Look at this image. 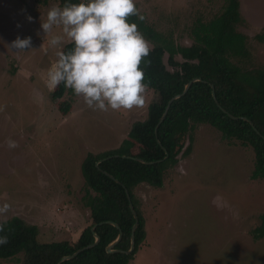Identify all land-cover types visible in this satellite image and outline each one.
I'll use <instances>...</instances> for the list:
<instances>
[{"label": "rangeland", "instance_id": "1", "mask_svg": "<svg viewBox=\"0 0 264 264\" xmlns=\"http://www.w3.org/2000/svg\"><path fill=\"white\" fill-rule=\"evenodd\" d=\"M135 3L148 26L180 46H190L194 24L209 21L224 5L223 0ZM53 6L59 5L0 0V206L10 205L0 223L18 217L38 228L40 243H73L90 224L82 200L89 190L82 161L88 153L118 147L131 125L145 119L153 93L148 91L143 108L132 110H92L69 88L52 101L57 87H47V70L57 51L70 43L50 47V36L41 30ZM240 17L236 29L245 38L248 56L232 61L254 71L264 67V41L256 39L264 30V0H240ZM59 33L54 27L51 35ZM17 37H31V49L9 50ZM192 136L190 153L179 155L165 171L161 188L142 183L133 191L146 237L129 264H264V237L252 236L264 213V180L250 179L252 149L224 139L206 124H196ZM8 140L16 147L9 148ZM22 259L19 253L0 264Z\"/></svg>", "mask_w": 264, "mask_h": 264}, {"label": "trees", "instance_id": "2", "mask_svg": "<svg viewBox=\"0 0 264 264\" xmlns=\"http://www.w3.org/2000/svg\"><path fill=\"white\" fill-rule=\"evenodd\" d=\"M38 1L42 4L53 1L60 7L65 3L82 2ZM223 3L218 15L194 24L190 46L175 45L170 37L159 35L144 20L135 16L129 18L128 22L137 24L138 30L153 43L146 58L150 65L145 68V81L149 83L153 98L145 119L131 125L118 147L99 154L88 153L82 161L81 174L89 189L82 200L89 209L90 224L73 243H40L36 226L13 217L0 223L4 225L0 236L8 237V243L0 245V261L22 253L20 264H58L63 257L94 243L91 228L95 226L99 243L62 264H129L146 237L145 222L133 191L142 183L162 187L165 171L178 162L179 155L185 157L190 153L196 124L209 125L224 139L237 140L243 147H250L254 153L250 179L264 180V67L246 71L232 61L248 56L245 38L236 29L241 22L240 0H223ZM256 39L264 41V30ZM72 46L68 43L62 50L67 52ZM165 54L169 66L164 61ZM176 56H180L181 61H177ZM141 66H144L143 62ZM192 80L199 81H194L183 96L171 102L159 123L168 102L180 95ZM212 88L216 101L212 98ZM65 91L64 84H60L51 93V100H58ZM64 106L62 110L65 111L67 105ZM124 189L129 193L138 219L134 231L135 247L130 254L107 253L106 248L117 239L119 231L122 237L114 250L127 252L130 248L135 219ZM259 221L252 233L254 240L264 237V213L259 216ZM109 223H115L119 229Z\"/></svg>", "mask_w": 264, "mask_h": 264}, {"label": "clouds", "instance_id": "3", "mask_svg": "<svg viewBox=\"0 0 264 264\" xmlns=\"http://www.w3.org/2000/svg\"><path fill=\"white\" fill-rule=\"evenodd\" d=\"M133 16L145 19L135 0H82L48 9L40 24L45 37L50 36L48 45L60 48L67 41L73 46L67 52L57 51L56 61L47 70V87L54 90L63 83L95 111L143 108L149 91L145 68L150 61L146 58L153 45L137 24L128 22ZM54 27L60 29L59 34L51 35ZM31 46V37H17L7 45L15 54ZM6 143L16 147L12 140ZM9 208L7 203L0 206V215ZM7 243L8 237L0 236V245Z\"/></svg>", "mask_w": 264, "mask_h": 264}, {"label": "water", "instance_id": "4", "mask_svg": "<svg viewBox=\"0 0 264 264\" xmlns=\"http://www.w3.org/2000/svg\"><path fill=\"white\" fill-rule=\"evenodd\" d=\"M194 81H199V80H192L190 83H188V84L185 86L184 91H183L180 95H176V96H174V97L168 102V105H167V107H166V110H165V112H164L162 118L160 119L159 123H161V122L163 121V118L165 117V115H166V113H167V111H168V108H169V105L171 104V102H173L174 100H176V99L180 98L181 96H183V95L188 91V89L190 88L191 84H192ZM212 98H213L214 101H216V96H215V93H214L213 88H212ZM222 111H223V113L227 114L226 111H224V110H222ZM228 116H229L231 119H235V118H234L233 116H231V115H228ZM244 120H246V119H244ZM249 123H250V125L252 126L253 130L256 131L257 134H259V133L257 132V130L253 127V125L251 124V122H249ZM136 160L139 161V162H141V163H146V162H144V161H142V160H140V159H136ZM100 162H101V161H99L98 163H96V166H98V164H99ZM146 164H150V163H146ZM110 178H112V177H110ZM124 190H125V193H126L127 199H128V201H129V208H130V210H131V212H132V214H133V217H134V219H135V224L133 225L132 230H131L130 248H129V250H128L127 252H123V251H120V250H114L115 245L118 244V242L121 240V237H122V233L119 231V235H118L117 239H116L113 243H111V244L106 248V252H107V253H115V252H118V253H126V254H130V253H132V251L134 250V247H135V242H134V231H135V229H136V227H137L138 219H137V215H136V213H135V211H134V209H133V206H132V203H131V199H130L129 193H128V191H127L126 189H124ZM109 224H111V225H113L115 228L119 229V227H118L115 223H109ZM94 228H95V226L91 228L92 235H93V237H94V239H95L94 243L91 244V245H89V246H87L86 248H83V249H80V250L76 251L74 254H72V255H70V256L63 257V258L60 260V262H59L58 264H62V262H65V261H68V260H70V259H73L74 257H76V256H77L80 252H82L83 250H85V249H89V248H92L93 246H95L96 244H98L99 241H100V238L94 233Z\"/></svg>", "mask_w": 264, "mask_h": 264}]
</instances>
